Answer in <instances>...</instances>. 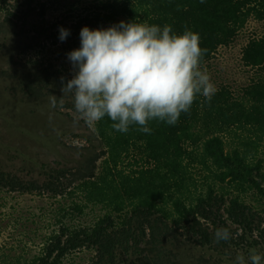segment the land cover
Instances as JSON below:
<instances>
[{
    "label": "trees",
    "instance_id": "obj_1",
    "mask_svg": "<svg viewBox=\"0 0 264 264\" xmlns=\"http://www.w3.org/2000/svg\"><path fill=\"white\" fill-rule=\"evenodd\" d=\"M46 6L42 0H0L1 47L9 33H17V41L30 33L9 53L8 62L17 66L9 76L27 97L60 93L54 102L73 112L71 95L61 92L62 78L66 83L73 74L63 58L79 47L83 26L106 28L123 20L167 24L177 33L188 29L199 35L201 67L250 18L264 24V0H87L69 8L71 25L65 17L47 19ZM58 27L70 31L63 42ZM48 44L60 47L54 58L43 54ZM241 61L255 72L238 94L221 84L210 100L197 95L174 126L152 121L150 134L135 126L121 134L107 117L94 122L102 150L82 170L60 167L37 184L0 168V192L51 201L36 212L43 232L29 256L24 253L36 214L7 206L13 220L3 226L11 241H0V264H174L168 242L178 236L192 237L222 260L250 249L263 256L264 33L243 45ZM89 209L92 220H86ZM222 227L231 238L216 243L214 232Z\"/></svg>",
    "mask_w": 264,
    "mask_h": 264
},
{
    "label": "clouds",
    "instance_id": "obj_2",
    "mask_svg": "<svg viewBox=\"0 0 264 264\" xmlns=\"http://www.w3.org/2000/svg\"><path fill=\"white\" fill-rule=\"evenodd\" d=\"M69 35L58 27L59 41ZM78 35L79 47L66 54L74 71L66 83L62 78L61 92L71 95L75 111L88 123L107 117L115 132L135 126L150 134V122L174 126L197 95L210 100L215 94L209 75L199 70L204 50L195 32L121 20L106 28L83 26ZM230 238L227 228L214 232L216 243ZM247 259L262 264L264 256L250 249ZM236 262L245 259L237 256Z\"/></svg>",
    "mask_w": 264,
    "mask_h": 264
},
{
    "label": "rangeland",
    "instance_id": "obj_3",
    "mask_svg": "<svg viewBox=\"0 0 264 264\" xmlns=\"http://www.w3.org/2000/svg\"><path fill=\"white\" fill-rule=\"evenodd\" d=\"M42 1L47 5V19L55 21L65 17L64 20L71 25L67 18L69 8L79 9L81 3L87 0ZM28 28L29 26L25 27V29ZM17 31L20 32L18 27ZM263 33L264 24L253 17L250 18L246 26L237 34L236 39L230 45L219 48L211 59L199 67V70L209 75L215 88L225 84L238 94L241 88L250 82L255 72L254 69L242 64V47L250 38L259 37ZM27 34L30 35L28 32L19 35V43L24 44L21 40H24ZM1 39L2 36H0V168L9 172L11 176L37 184L43 181L48 172L52 173V170L60 167L74 170L80 166L82 170L84 164L102 150L93 132L94 122L88 123L77 112L61 107L60 104L63 101L54 102L53 98L60 93L39 98L24 95L17 87L15 79L9 76L17 69V66L10 64L8 59L9 53L16 50L18 34L7 35L4 49L1 47ZM59 49L60 47L56 44H48L43 49V54L54 58L56 51H61ZM31 53L32 56L35 55L32 51ZM20 55L23 56V54ZM16 58L14 56V59ZM63 61L73 72L67 57H64ZM0 203H4V205L0 204V229L4 231V234H0V241L6 244L11 241V238L7 235L9 228L3 225L13 220V217L6 212L7 206L20 205V209L31 216L51 201L37 194H25L18 197L0 192ZM87 211L89 215L86 220H92L94 212L90 209ZM21 214L24 216L25 213ZM32 218L35 219L33 232H31L33 237L29 239L25 256L36 253V246L43 232L39 228L42 222L38 214L31 216ZM79 222V219L74 220V223ZM168 246L169 250L176 254L174 264H237V256H243L245 264H248V254L230 255L231 253L228 252V257L222 260L221 257L211 255L205 247L197 245L192 237L178 236L176 240L168 242ZM80 256L86 258L87 252L80 253ZM82 257L79 260L77 256L75 261H82Z\"/></svg>",
    "mask_w": 264,
    "mask_h": 264
}]
</instances>
